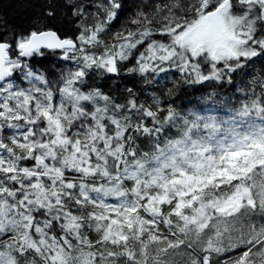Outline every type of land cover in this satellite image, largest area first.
Returning <instances> with one entry per match:
<instances>
[{
	"label": "trees",
	"instance_id": "16d2710c",
	"mask_svg": "<svg viewBox=\"0 0 264 264\" xmlns=\"http://www.w3.org/2000/svg\"><path fill=\"white\" fill-rule=\"evenodd\" d=\"M263 4L256 0H243L241 5L239 0H0V42L10 45L13 68L11 80L2 85L1 103L6 102L4 93L15 95L13 102L5 103L8 108L27 100L32 130L41 135L40 145L25 157L27 147L20 151L13 141L16 122L0 116L2 152L12 155L9 160L21 157L11 167L0 166V258L7 264H53L61 249L81 253L78 257L89 253L94 264H201L204 253H210L211 264H264V233L227 252L220 247L209 250L207 235L213 237L208 246L219 243L214 236L221 229L215 218L208 223L213 228L210 234H204L206 228L201 231L204 245L189 249L188 238L198 227L184 232L176 221V212L195 210L198 200L203 203L209 196L234 200L241 188H250L253 172L264 169V160L258 164L254 154L234 157L228 150L230 131L225 133L228 136L220 132L226 121L233 127L264 126ZM223 5V11L240 19V28H249L251 39L244 44L251 48L250 55L214 62L198 55L180 62L178 48L169 57H157L152 51L153 46L162 50L171 45L190 24ZM42 30L73 40L75 48L19 55L16 46ZM145 56L147 67L142 62ZM53 129L59 130L60 141L50 143L54 147L50 150L44 137L55 141ZM208 130L212 136L206 138ZM106 135L112 137V147L122 144L118 157L102 153L105 161L95 158L94 162L104 168L86 169L81 159L85 153L93 154L92 145L101 150ZM202 137L209 141L205 160L216 171L215 177L206 186L187 190L183 175L187 177L197 163L188 165L175 154L183 148L194 155L188 147ZM236 142L242 144L240 139ZM40 151L55 164L35 165ZM173 152L181 169H165L163 184L145 185L158 159ZM62 159L69 161L62 164ZM229 160L232 167L227 166ZM126 167L135 169L134 179L121 177ZM225 167L231 173L222 170ZM173 178H180L179 183L173 184ZM24 193L36 199L37 207L23 206ZM47 196L65 210L61 216L52 212L55 206L47 207ZM10 203H16L19 212L11 210ZM247 209L251 215L243 225L264 227V215ZM156 218L159 221L152 220ZM222 259L227 260L221 263Z\"/></svg>",
	"mask_w": 264,
	"mask_h": 264
},
{
	"label": "rangeland",
	"instance_id": "374dc122",
	"mask_svg": "<svg viewBox=\"0 0 264 264\" xmlns=\"http://www.w3.org/2000/svg\"><path fill=\"white\" fill-rule=\"evenodd\" d=\"M243 0H239V5L242 4ZM256 1H262L264 3V0H256ZM264 5V4H263ZM225 5L221 6L219 9V21H220V30L219 33L221 35V40L210 43L208 40H206L203 36L205 27L207 25L205 15L201 16L190 24L182 33L176 35L174 39L171 41V45H167L164 47V49H159L158 46L151 47L152 51L156 54L157 57L160 55H165L166 57H169L171 55H175V53H178L177 48L180 50V53L177 55L178 61H189L197 57L198 55L202 56V58H207L210 62L214 61H226L230 58H235L237 56H248L251 49L247 48L244 43L247 42L249 39H251V33L247 25L245 27H239L240 19L237 16L232 15L231 13L227 14L228 11H223ZM240 28V29H239ZM164 46V44H162ZM164 51V52H163ZM141 58V57H140ZM139 58V59H140ZM145 59H148L147 56H145L142 60L144 61L145 67H147L148 61H145ZM196 60V59H195ZM7 67L11 68L9 64H6ZM112 60L110 59L108 61V66L111 67ZM5 90V89H4ZM3 90V91H4ZM35 90V89H34ZM30 95V94H29ZM3 97L6 102H2L0 104V116L2 119L6 120L9 123L16 122V128L17 131L14 133L13 141L16 140V143L19 145V150H21L22 147H27L26 151L24 152L25 157L31 156V150L35 148L36 145H40V139L41 135H36L32 130V123L33 119H31V111L28 107V101L22 100V103L20 105L12 104L11 108H8L5 103L13 102L12 100L15 98V95L10 93V95L4 93ZM9 100V101H8ZM47 105L42 106L41 108L45 110ZM11 120V121H10ZM13 121V122H12ZM211 121V119H210ZM224 126L220 127L221 133H230L232 134V139H230V133L229 136L227 135L228 139L227 141H230V145L228 146V150L233 154L234 157L242 158L243 156H250L253 155L256 156L257 159L255 161L258 162L261 161L260 159L264 160V126L261 124H242L238 127H233L231 121H226L223 123ZM51 132L55 133L57 136L55 137V141L48 140L46 137H44V142L47 145V147L50 148V150H54V147L51 146L50 143L58 142L59 139V130L53 129L50 130ZM212 136L210 131H207L206 138ZM221 138V136H220ZM238 139L242 140V144L236 142ZM63 142H66L63 140ZM59 143V142H58ZM112 137L111 136H104L102 148L101 150H97L95 145H92L91 153L93 154H84L83 158L81 159L84 163L83 166L88 169L90 167H100L104 168L103 163L101 162H94L95 158H99L102 161H105V158L102 156V153L106 154H112L116 157H118V149L122 147V144L118 143L115 144L113 147ZM209 145V141L206 140L204 137L200 138L195 146H191V151L196 150L197 156L201 155V157H198L195 159L193 155H186L187 152L183 150V148L180 150L181 153L177 152L175 155L182 154L183 160L188 164L191 165L193 162L197 163V167L195 169H191L188 173V176H184V183H188L189 188L187 190H193V189H199V186H206L210 182V179H213L215 177L216 171L213 169V167H210L205 159H207V151ZM237 145V146H234ZM3 151L2 142H0V166L2 164L11 167L13 163H16L18 160L21 159V157L13 156L14 158L9 160V158L12 157L10 153L7 151L5 153ZM174 152L169 153L164 157H161L158 159V163L154 167V169L151 172L150 179L148 181H145V185H157L158 183H164L165 179L164 176L166 175L165 169H169L171 172L174 170L181 169V166L179 163L176 162ZM107 156V155H106ZM49 158V155L47 152L40 151L39 155L36 157V163L35 165H39L40 167H50L51 165H54L55 162H48L47 159ZM195 160V161H194ZM259 160V161H258ZM69 160L62 159L61 163L65 164ZM100 161V160H99ZM94 163L93 166H91V163ZM73 163V162H72ZM74 164V163H73ZM234 162L232 160L227 161V166L232 167ZM58 170H61L60 166H57ZM207 169V170H206ZM57 170V171H58ZM222 170H225L227 173H231L227 170V168H223ZM47 175V174H46ZM51 176L50 174H48ZM55 176V175H53ZM57 177V176H55ZM121 177H128L130 179L135 178V169L126 167V171L121 174ZM216 179V178H215ZM180 181V178H173L172 183L178 184ZM24 181L23 183H25ZM184 186V185H183ZM182 186V187H183ZM98 186H96L97 188ZM251 189V191H250ZM185 190V186H184ZM236 193V192H235ZM231 194V197L234 196V194ZM13 197H17L16 194H12ZM48 202L47 207L49 208V204L51 206H55L52 212L55 214V216H61L65 210L60 207V203L58 201H55V199L51 198L50 196H47ZM42 199V198H41ZM99 199V198H98ZM164 198H161L163 200ZM233 199V198H232ZM23 202V206L26 208L29 207H37L36 199L32 200L27 193H24L21 196V202ZM198 200V199H197ZM154 201V198L151 199V202ZM34 202V203H33ZM106 205L111 204L110 201H105ZM43 205L45 203H42ZM241 204V206H240ZM3 202L0 205V207H3ZM222 205H229L231 206L228 210V213L221 216H216V224L221 229L220 236H219V243L217 244V241L214 243H209L213 246H208L209 240H212L213 237L209 238V236H206V249L209 250H218L220 249L222 251H229L231 249H236L246 243L252 242L253 240L257 239L261 234L264 233V227L262 226L259 228V230L254 229V227H249L245 224L243 225V220L249 219L248 216L251 215L250 211L247 209H254L257 214H263L264 215V169L261 170V172H253L250 180V188L249 187H243L239 190L237 193V197L234 198V200L226 199L225 201H222L219 196L212 195L209 196L208 199L205 200V202L201 203V201L198 200V206L195 210H189L188 213L184 212H176V221L179 222V224H182V230L184 232H188L191 229H194L198 227V232H195L188 238V243L191 247H201L204 245V241L202 238L201 231H206L204 234H210L211 230L213 229L211 225H208L212 220L213 213L215 209L221 207ZM238 208H244L242 212L238 211ZM10 209L19 212L17 209L16 203H10ZM236 214V215H235ZM230 215H235L232 218H227ZM235 218V219H234ZM228 219V220H227ZM234 219V220H233ZM154 220V219H152ZM233 220V221H232ZM155 221V220H154ZM239 221L240 224L237 222ZM208 225V226H207ZM252 225V224H250ZM177 237V236H176ZM215 239L217 238V235L215 234ZM178 238V237H177ZM178 240V239H177ZM72 247V246H71ZM220 247V249H219ZM73 248V247H72ZM68 251H62L59 250L58 254L55 257V260L53 264H76L74 261H77L78 264H94V257L92 255H80L81 253H71ZM167 255V254H165ZM74 258L76 260H74ZM165 261V260H164ZM104 262V259H103ZM8 262L6 260H3V258H0V264H7ZM106 264V263H105ZM155 264H161L159 262H156Z\"/></svg>",
	"mask_w": 264,
	"mask_h": 264
},
{
	"label": "water",
	"instance_id": "95a60500",
	"mask_svg": "<svg viewBox=\"0 0 264 264\" xmlns=\"http://www.w3.org/2000/svg\"><path fill=\"white\" fill-rule=\"evenodd\" d=\"M207 26L205 29V37L212 42L219 40L220 36L218 34V18L217 11L209 12L206 15ZM75 44L73 41L61 39L54 31L52 30H43L40 32H35L31 34L26 43L18 47L20 52H28L35 49H55L61 50L66 48H74ZM9 45L3 42H0V84L9 79L11 76L10 69L6 68L5 60L8 57L7 51ZM223 211V210H222Z\"/></svg>",
	"mask_w": 264,
	"mask_h": 264
},
{
	"label": "bare ground",
	"instance_id": "6f19581e",
	"mask_svg": "<svg viewBox=\"0 0 264 264\" xmlns=\"http://www.w3.org/2000/svg\"><path fill=\"white\" fill-rule=\"evenodd\" d=\"M58 35V34H57Z\"/></svg>",
	"mask_w": 264,
	"mask_h": 264
}]
</instances>
